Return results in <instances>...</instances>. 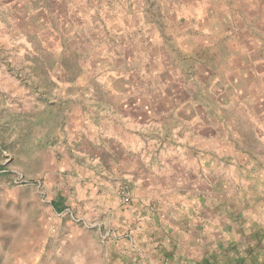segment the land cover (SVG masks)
<instances>
[{
	"label": "rangeland",
	"instance_id": "374dc122",
	"mask_svg": "<svg viewBox=\"0 0 264 264\" xmlns=\"http://www.w3.org/2000/svg\"><path fill=\"white\" fill-rule=\"evenodd\" d=\"M259 2L0 0V264L69 262L57 251L76 246H63L55 233L64 230L59 220L72 222L71 212L85 218V208L116 201L166 204L124 184L115 197L93 194L108 187L110 155L92 163L88 132L67 143L79 115L102 111L95 119L108 130L111 108L126 106L145 137L180 125L209 148L246 143L235 137L234 95L264 86L247 76L238 84L243 69L232 57ZM162 154L153 161L164 168Z\"/></svg>",
	"mask_w": 264,
	"mask_h": 264
},
{
	"label": "crops",
	"instance_id": "0c3cea01",
	"mask_svg": "<svg viewBox=\"0 0 264 264\" xmlns=\"http://www.w3.org/2000/svg\"><path fill=\"white\" fill-rule=\"evenodd\" d=\"M248 18L247 23L239 19L248 28L237 32L232 61L243 69L238 84L247 76L249 85L264 86V3L250 7ZM244 68L249 70L245 76ZM234 97L235 137L246 143L232 142L224 151L221 145L209 148L190 130L180 132V125L170 134L156 130L145 137L142 121L126 106L111 108L108 130L95 119L102 111L77 116L67 143L88 132L92 163L102 164L104 154L110 155V174L103 180L108 187L93 194L115 197L114 187L124 184L136 196H160L166 204L120 206L116 201L85 208V218L71 212L72 222L65 227L59 220L64 230L55 234L63 246L76 248L58 250V257L69 261L65 264H232L248 248L264 261V93ZM161 151L164 168L153 161ZM256 229L258 244L251 237Z\"/></svg>",
	"mask_w": 264,
	"mask_h": 264
},
{
	"label": "trees",
	"instance_id": "16d2710c",
	"mask_svg": "<svg viewBox=\"0 0 264 264\" xmlns=\"http://www.w3.org/2000/svg\"><path fill=\"white\" fill-rule=\"evenodd\" d=\"M258 229L255 230L253 235L251 236L253 240H255L256 244L260 242ZM232 264H264V261L259 259L257 254L248 248H244L238 257L234 259Z\"/></svg>",
	"mask_w": 264,
	"mask_h": 264
},
{
	"label": "built area",
	"instance_id": "2783aa9c",
	"mask_svg": "<svg viewBox=\"0 0 264 264\" xmlns=\"http://www.w3.org/2000/svg\"><path fill=\"white\" fill-rule=\"evenodd\" d=\"M128 199V197L126 198V200Z\"/></svg>",
	"mask_w": 264,
	"mask_h": 264
}]
</instances>
